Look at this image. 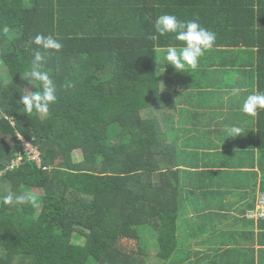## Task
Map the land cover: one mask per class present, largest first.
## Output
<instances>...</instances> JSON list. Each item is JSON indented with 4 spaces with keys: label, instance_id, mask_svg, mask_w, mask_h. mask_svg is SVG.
<instances>
[{
    "label": "trees",
    "instance_id": "1",
    "mask_svg": "<svg viewBox=\"0 0 264 264\" xmlns=\"http://www.w3.org/2000/svg\"><path fill=\"white\" fill-rule=\"evenodd\" d=\"M163 14L197 20L217 34L214 46L223 33L235 39L226 46L256 48L263 92L264 0H0V264H167L178 251L177 173L155 159L169 152L153 113L161 101L155 51L182 46L174 34L149 39ZM38 34L63 44L46 53L58 96L47 116L19 103L37 90L24 73L43 51ZM9 192H30L39 207L4 205ZM141 226L157 235L155 260L140 244Z\"/></svg>",
    "mask_w": 264,
    "mask_h": 264
},
{
    "label": "crops",
    "instance_id": "2",
    "mask_svg": "<svg viewBox=\"0 0 264 264\" xmlns=\"http://www.w3.org/2000/svg\"><path fill=\"white\" fill-rule=\"evenodd\" d=\"M220 38L195 70L177 72L164 65L167 48L155 51L161 101L153 113L169 138V152L155 159L177 173L170 179L178 189L179 249L167 264H264V219L246 217L264 192L257 136L263 121L260 109L256 116L242 111L246 97L259 91V55L243 44L226 46L234 38L223 33ZM233 88L240 89L237 96L229 95ZM231 126L241 127V136L228 137ZM156 252L148 257L155 260Z\"/></svg>",
    "mask_w": 264,
    "mask_h": 264
},
{
    "label": "clouds",
    "instance_id": "3",
    "mask_svg": "<svg viewBox=\"0 0 264 264\" xmlns=\"http://www.w3.org/2000/svg\"><path fill=\"white\" fill-rule=\"evenodd\" d=\"M4 34L9 32L7 26L2 28ZM155 34L149 37L153 42H157L160 37L174 34L176 41L182 42L181 47L169 45L164 55L166 63L171 65L177 72H184L187 69L195 70L198 67L200 58L208 51L212 50L217 40V34L209 29L202 27L197 20H179L175 15L163 14L154 21ZM33 43L38 49L33 54L31 66L24 73L27 80L36 91H26L20 97L19 103L23 105V111L29 114L33 112L47 116L50 106L57 102V86L52 79L50 72L45 70L48 52L59 53L63 44L55 37L38 34ZM68 83L66 87H71ZM239 88L231 89L229 95L237 96ZM259 109H264V92L254 91L244 100L242 111L249 116H256ZM244 130L239 126H231L227 129L228 137L241 136ZM4 205H31L39 207V200L30 192L17 194L9 192L2 197Z\"/></svg>",
    "mask_w": 264,
    "mask_h": 264
},
{
    "label": "built area",
    "instance_id": "4",
    "mask_svg": "<svg viewBox=\"0 0 264 264\" xmlns=\"http://www.w3.org/2000/svg\"><path fill=\"white\" fill-rule=\"evenodd\" d=\"M19 140L21 141L22 144V152H24L25 148L30 149V151L33 153L32 159H30L28 156V159L34 161L38 166H40V158H39V152L35 147H33L29 142H27L25 139L19 137ZM21 157L18 156V158L12 162L11 166L9 168H12L20 162ZM246 217L249 219H254V220H259V219H264V192L259 193L256 197V202H255V207L254 209L248 210L246 212Z\"/></svg>",
    "mask_w": 264,
    "mask_h": 264
},
{
    "label": "rangeland",
    "instance_id": "5",
    "mask_svg": "<svg viewBox=\"0 0 264 264\" xmlns=\"http://www.w3.org/2000/svg\"><path fill=\"white\" fill-rule=\"evenodd\" d=\"M29 89H30V91H32V87L29 88ZM24 152H26V155L30 159H32L33 153L30 151V149L25 148ZM80 157H81V153L79 151H76L74 153L75 160H80ZM137 230H138L139 235H140V240H141L140 244L144 246V249H145L146 252H149L150 255H153L156 252L157 248H158L156 233L148 226L137 227ZM124 242L128 243V241H124ZM134 243H135V241L133 242V244ZM138 243L139 242H137V244Z\"/></svg>",
    "mask_w": 264,
    "mask_h": 264
}]
</instances>
